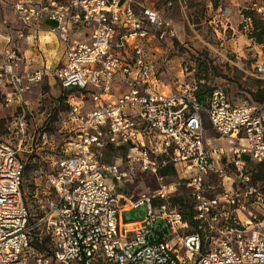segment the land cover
I'll return each instance as SVG.
<instances>
[{"label":"built area","instance_id":"1","mask_svg":"<svg viewBox=\"0 0 264 264\" xmlns=\"http://www.w3.org/2000/svg\"><path fill=\"white\" fill-rule=\"evenodd\" d=\"M137 4L138 0H0V6L10 5L18 16L20 35L41 29L44 18L56 22L50 31L67 53L65 64L54 71L28 65L20 70L18 49H5L0 93L8 106L22 109L17 127L25 132V95L46 77L71 91L63 124L76 127L66 155L47 176V203L35 222L24 198L25 162L18 148L0 139V264H264V237L257 230H243L242 218L235 214L238 194H232V188L208 198L204 185L208 174H224L219 165L223 150L206 148V124L232 141V164L241 186L252 181L243 157L264 160V101L233 104L226 90L216 88L204 104L193 95L195 85L173 91L136 40L147 34L145 20L156 26L160 38L167 32L174 36L175 30L156 11L140 10ZM257 5L264 18V4ZM74 22L91 25L87 39L71 36ZM256 70L264 73V66L257 64ZM117 75L129 90L112 98ZM128 105L137 111L126 112ZM120 144L133 153L120 163L101 161L105 147ZM168 162L182 165L187 174L203 233L174 235L185 223L165 185L125 206L106 183L110 175L117 180L128 177L125 166L135 164L161 181L159 169ZM142 205L147 206L145 219H124L127 207ZM158 220L167 223L160 235L155 229ZM221 220L223 227L216 228ZM207 231L225 238L208 236ZM34 242H45L48 254Z\"/></svg>","mask_w":264,"mask_h":264},{"label":"rangeland","instance_id":"2","mask_svg":"<svg viewBox=\"0 0 264 264\" xmlns=\"http://www.w3.org/2000/svg\"><path fill=\"white\" fill-rule=\"evenodd\" d=\"M13 1V0H9ZM251 1V0H250ZM250 1L245 0H138V8H149L156 11L161 19L169 22L175 30V35L169 32L160 38V31L156 26L145 20L147 34L136 42L143 49L144 55L153 60L159 68L162 81L173 91L185 85L198 84L204 92L215 88L227 91L233 104L245 101L264 99V73L256 70L257 64L264 66V55L259 53L256 37L263 31L264 22L256 9H247ZM171 2V5L168 3ZM260 3L257 5V7ZM256 7V6H255ZM221 8V9H220ZM250 18V19H249ZM249 26L246 28V24ZM55 25L56 22L51 23ZM0 33L10 35L17 47L32 60H58L63 54L65 44L54 34L53 43L46 47L42 44L39 49L32 46L24 37H19L17 29L19 24L16 18L9 14L0 16ZM91 25L85 22H74L71 36L74 39L85 40L91 33ZM123 33V32H122ZM43 35H47L42 33ZM121 36L118 35L117 39ZM3 38V37H2ZM264 40V35L262 37ZM4 44V43H3ZM131 44V43H130ZM131 53V49H128ZM56 64V63H54ZM28 104H24L27 126L25 132L17 127L22 109L16 105H7L5 96L0 93V138L10 142L19 149L21 158L26 163L24 194L25 202L32 213L35 222L41 213L43 205L47 203V176L53 171L54 163L66 155L65 148L69 142L70 133L64 127L63 119L67 109L66 96L54 78L45 80L31 90L26 96ZM126 112H136L137 109L128 105ZM46 136V137H44ZM206 147L226 146L229 158L233 152L232 141L216 135L209 124H206ZM241 144L246 145L247 139L243 138ZM131 153H133L130 150ZM124 152H115L113 162L120 163V155ZM105 159L110 162L106 154ZM159 164L163 163L158 158ZM169 173H164L165 167L161 165L158 180L155 174L144 171L137 164L128 166L129 176L117 180L112 175L106 183L122 198L125 206L139 198L142 194H154L162 185L166 186L170 200L174 201L178 209L186 216L191 213L189 207L190 195L187 183V174L182 165L168 166ZM234 164H230L225 175L232 178L237 175ZM247 186L224 176H213L210 184L214 186L208 193L209 196L221 194L225 189L233 187L232 194L236 197V215L242 218L240 226L247 233L254 230L260 231L264 237V178L253 176ZM258 182V183H256ZM263 182V183H260ZM183 185V187L179 188ZM185 196L188 203L181 204V196ZM124 219H145L147 206L138 208L127 207L123 213ZM251 221L247 224L246 220ZM216 228H221L224 222H216ZM166 222L157 221L155 229L164 233ZM192 230V226L182 227L174 235H183ZM208 236L216 235L225 238V235L207 231Z\"/></svg>","mask_w":264,"mask_h":264},{"label":"crops","instance_id":"3","mask_svg":"<svg viewBox=\"0 0 264 264\" xmlns=\"http://www.w3.org/2000/svg\"><path fill=\"white\" fill-rule=\"evenodd\" d=\"M245 1H250V0H245ZM9 14L13 15L19 24V28L17 29L18 36L19 37L25 36V39L27 40V42L30 43L32 46H37V44H35V42H36L35 39L36 40L38 39L37 42H38L39 49L42 50V44L45 47L47 45H49L50 43L52 44L53 39H54L53 36L54 35L57 36L55 33L50 31L51 22L46 20L45 18L41 22V29H39V30L29 29V30L25 31L24 35H20V33H19L20 21L18 19V16L16 15L15 11L13 10V8L10 5H1L0 6V16H8ZM42 33L47 34V35L42 36L41 35ZM49 34H54V35L49 36ZM58 39H59V37H58ZM257 46H258V49L260 47L259 53L263 54V49L261 48V45L254 43V47L257 48ZM7 47H14V48L18 49V51L20 52V54L22 56V60L20 62V67H19L20 70H23L28 65L33 69L49 68L50 70L54 71V70L60 68L61 66H63L67 60L66 47L64 49L63 54L58 58V60H49L48 58H46V60H44V57L42 54L38 55V57L41 60H32L33 58L31 57V55H28L27 52L23 53L20 50V48L16 46L14 41L11 39L10 35H2L0 33V66L3 65V63H4V51ZM54 63H56V64H54ZM48 79L51 80V77L45 78V80H48ZM38 85L39 84L34 85L32 87V89ZM128 90H129V86L126 84V82L119 75H117L114 78L113 90H112L111 97L117 98L118 96L126 93ZM27 94L25 95V98H26ZM90 103H91V101L89 100L87 105L88 104L90 105ZM26 104H28L27 100H26ZM211 129L213 130L212 127H211ZM213 132L216 135L220 136L214 130H213ZM205 136H206V125H205ZM220 137H222V136H220ZM224 139H226V138H224ZM242 139H243V137H241V140ZM206 148L208 150H210L212 148H221L224 153H223V159L221 160V162H219V165L221 168L224 169V174H220V176H224L227 179H231L232 183H234V181H236L235 179H237L239 181L238 175L234 176V178H232L230 175H225V172L229 168V165L232 164L233 152H232L231 158H229V155L227 152L228 148L226 146H210V147H206ZM243 158H244L243 161L245 163V171L248 172L247 174H249L251 176V178L253 176L264 178V160L252 159L248 154H245ZM178 165H180V164H178ZM125 167L128 168V166H125ZM256 183H258V182H256ZM260 183H263V182H260ZM232 186L230 185L229 189H232L233 188Z\"/></svg>","mask_w":264,"mask_h":264},{"label":"trees","instance_id":"4","mask_svg":"<svg viewBox=\"0 0 264 264\" xmlns=\"http://www.w3.org/2000/svg\"><path fill=\"white\" fill-rule=\"evenodd\" d=\"M250 5H249V7H246L247 9H255V4L257 3V4H264V0H251L250 2ZM261 15V14H260ZM260 19L264 22V18L261 16L260 17ZM263 35H264V26H263V31L258 35V37H256V41H257V44H259V45H261V48L263 49V55H264V40H262L263 38ZM192 85H195L196 86V89L194 90V92H193V95H194V97L196 98V100L197 101H199L200 103H206L207 102V100H208V98H209V96L211 95V93L216 89H211V90H209V91H207V92H204V91H202V90H200L199 88H198V84H192ZM60 86V85H59ZM61 87V86H60ZM218 88V87H217ZM61 89H62V91H63V93L65 94V96H66V103H67V99H68V96H69V93L71 92V91H69V90H66V89H64V88H62L61 87ZM264 101V99H262V100H253L252 99V102H250V103H260V102H263ZM68 110V104H67V109H66V111ZM207 122V120L205 119V123ZM64 127L68 130V132L71 134L70 135V137H69V141H71V140H73V139H75V137H76V127H75V125L73 124V123H68V124H64ZM1 139V138H0ZM3 140V139H2ZM3 141H5V140H3ZM5 142H7V141H5ZM7 143H10V142H7ZM130 150H131V148L129 147V146H127V145H125V144H120V145H117V146H115V145H110V146H107V147H105L103 150H102V155L100 156V159H101V161H103V162H109L107 159H105V156H106V154L110 157V163L111 162H113V159H112V157H113V154L115 153V152H124V154L123 155H120V158H125V157H127V155L130 153ZM132 151V150H131ZM21 156V155H20ZM160 158H162L163 159V157H160ZM23 160V159H22ZM24 161V160H23ZM173 165L174 166H176L173 162H168L166 165H164L163 167H165V169H164V173H169V169L167 168L168 166H170L172 169H173ZM25 171H26V163H25ZM160 171V170H159ZM248 173V172H247ZM161 176H163V174H161ZM213 176H217V174H212V173H210V174H208L207 176H206V178H205V180H204V185H205V188H206V191H205V195H206V197H208V198H212V197H215V196H209L208 195V193L210 192V190L212 189V188H214V186L213 185H211L210 184V182H211V178L213 177ZM164 178V177H163ZM24 181H25V173H24ZM188 182V181H187ZM186 185H187V183L186 184H184V187H186ZM181 187H183V185L181 184V186L179 187V188H181ZM189 190H190V195H188V197L190 198V203H189V207H190V209H191V213L188 215V216H186V215H184L182 212V215H183V221H184V223H185V225H183V228L184 227H189L190 225L192 226V230L191 231H188L187 233H193V232H202L203 233V231L199 228V220H198V218H197V210H196V208H195V206H196V201L194 200V197H193V194H192V190L189 188ZM23 192H24V183H23ZM24 198H25V194H24ZM181 201H180V206H181V204H186V203H188L187 202V200H186V198H185V196H181ZM174 205H176L175 204V202L172 200L171 201ZM177 206V205H176ZM178 207V206H177ZM29 208V207H28ZM30 210V209H29ZM30 213H31V211H30ZM42 216V213H41V215L39 216V217H41ZM38 217V218H39ZM33 218H32V213H31V220H32ZM37 219V218H36ZM182 228V227H181ZM34 245L41 251V252H44V253H46V254H48V252L50 251L49 250V248L48 247H46V245H45V242H43V243H37V242H34Z\"/></svg>","mask_w":264,"mask_h":264},{"label":"bare ground","instance_id":"5","mask_svg":"<svg viewBox=\"0 0 264 264\" xmlns=\"http://www.w3.org/2000/svg\"><path fill=\"white\" fill-rule=\"evenodd\" d=\"M246 222H247V224H250L251 223V221L249 219H247Z\"/></svg>","mask_w":264,"mask_h":264}]
</instances>
